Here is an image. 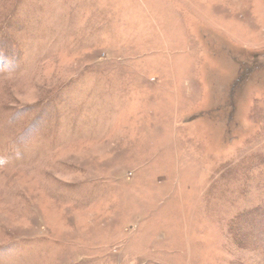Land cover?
<instances>
[{
	"label": "rangeland",
	"instance_id": "rangeland-1",
	"mask_svg": "<svg viewBox=\"0 0 264 264\" xmlns=\"http://www.w3.org/2000/svg\"><path fill=\"white\" fill-rule=\"evenodd\" d=\"M0 264H264V0H0Z\"/></svg>",
	"mask_w": 264,
	"mask_h": 264
}]
</instances>
